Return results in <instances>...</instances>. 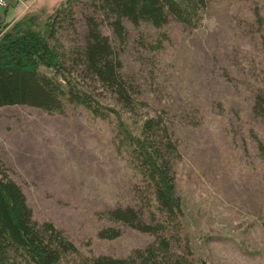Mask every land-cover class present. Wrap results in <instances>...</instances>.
I'll return each mask as SVG.
<instances>
[{
	"label": "rangeland",
	"instance_id": "1",
	"mask_svg": "<svg viewBox=\"0 0 264 264\" xmlns=\"http://www.w3.org/2000/svg\"><path fill=\"white\" fill-rule=\"evenodd\" d=\"M63 1H16L17 13L0 20V32L25 15L42 23ZM258 13L264 0H209L195 28L175 20L157 30L128 24L122 57L138 98L149 104L141 117L77 104L63 112L0 107V167L21 185L34 218L52 221L83 255L125 256L151 243L152 234L108 213L141 204L133 191L141 175L120 120L138 133L146 115L165 108L178 139L179 222L194 264H264V113L254 110L255 93L264 90ZM105 226L122 232L101 238Z\"/></svg>",
	"mask_w": 264,
	"mask_h": 264
},
{
	"label": "trees",
	"instance_id": "2",
	"mask_svg": "<svg viewBox=\"0 0 264 264\" xmlns=\"http://www.w3.org/2000/svg\"><path fill=\"white\" fill-rule=\"evenodd\" d=\"M208 3L64 0L42 23L25 15L0 32V107L29 105L63 112L66 104H77L100 115L115 112L121 116L123 110L131 117L140 116L149 104L138 98L140 87L124 70L122 55L131 33L128 24L140 31L143 25L157 30L175 20L195 28ZM257 19L264 44V14L258 13ZM158 42L152 40L151 45L156 48ZM254 110L264 113V90L256 91ZM155 111L141 121L138 133L123 120L119 122L141 175V186L133 190L141 204L116 207L108 213L111 220L152 234L151 243L125 256L83 255L52 221L34 218L21 185L7 168L0 167V264H194L189 239L182 235L179 222L183 209L174 169L180 157L178 139L172 121L164 116L167 110ZM121 232L119 227L105 226L98 235L112 239Z\"/></svg>",
	"mask_w": 264,
	"mask_h": 264
},
{
	"label": "crops",
	"instance_id": "3",
	"mask_svg": "<svg viewBox=\"0 0 264 264\" xmlns=\"http://www.w3.org/2000/svg\"><path fill=\"white\" fill-rule=\"evenodd\" d=\"M20 5H21V3L19 2L18 4L17 3H14L13 5H11L8 8H1L0 7V20L2 18H7V17L13 15L14 13H17L18 7Z\"/></svg>",
	"mask_w": 264,
	"mask_h": 264
},
{
	"label": "built area",
	"instance_id": "4",
	"mask_svg": "<svg viewBox=\"0 0 264 264\" xmlns=\"http://www.w3.org/2000/svg\"><path fill=\"white\" fill-rule=\"evenodd\" d=\"M19 0H0V7L1 8H8L13 5L15 2Z\"/></svg>",
	"mask_w": 264,
	"mask_h": 264
}]
</instances>
